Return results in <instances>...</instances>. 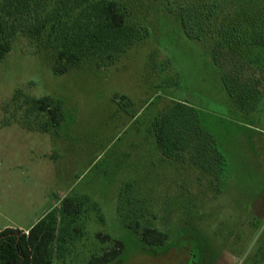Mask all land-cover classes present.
Masks as SVG:
<instances>
[{
  "label": "rangeland",
  "instance_id": "rangeland-1",
  "mask_svg": "<svg viewBox=\"0 0 264 264\" xmlns=\"http://www.w3.org/2000/svg\"><path fill=\"white\" fill-rule=\"evenodd\" d=\"M115 1L130 25L144 26L118 57L55 75L42 31L16 34L0 62V230H27L63 198L87 197L51 264H86L116 242L109 264H264V74L246 71L256 74L255 107L238 112L219 78V69L232 77L233 54L217 53V68L163 0ZM253 4L240 9L264 26V0ZM44 96L61 103L57 127L27 104ZM175 102L197 110L226 161L225 181L189 153L178 161L159 151L152 124ZM144 227L166 240L145 244L134 231Z\"/></svg>",
  "mask_w": 264,
  "mask_h": 264
},
{
  "label": "trees",
  "instance_id": "trees-1",
  "mask_svg": "<svg viewBox=\"0 0 264 264\" xmlns=\"http://www.w3.org/2000/svg\"><path fill=\"white\" fill-rule=\"evenodd\" d=\"M244 1L163 0L162 4L171 13H176L188 38L207 45L217 68V53L225 50L233 54L236 60L230 72L232 77L219 69V78L234 108L249 114L255 107L256 90L252 89L256 88L257 80L256 74L246 77L245 73H255L252 68L255 66L260 69V75L264 74V55L261 53L264 51V26H258L254 11L240 9ZM46 2L0 1V62L13 48L16 34L28 32L30 37L38 39L45 31L46 43L52 50V71L61 75L87 60L107 61L118 57L144 31L142 23H128V14L115 0H58L48 12L44 8ZM254 2L248 0L250 9H253ZM255 49L260 53L254 55ZM241 52L247 56L242 57ZM27 104L45 113L47 124L57 127L62 122L60 101L44 96L27 100ZM152 126L156 145L163 156L184 161L185 154L189 153L193 163L225 181L227 165L224 156L214 138L210 139L204 133L195 108L175 102L154 119ZM87 200V197L81 200L63 198L58 209L47 212L26 231L0 230V264H51L56 243L60 248L67 237L68 226L80 214ZM59 223L63 225L60 228ZM134 231L150 246L161 245L166 240L163 233L153 228ZM121 250V242H116L113 248L91 257L86 264H109Z\"/></svg>",
  "mask_w": 264,
  "mask_h": 264
},
{
  "label": "crops",
  "instance_id": "crops-1",
  "mask_svg": "<svg viewBox=\"0 0 264 264\" xmlns=\"http://www.w3.org/2000/svg\"><path fill=\"white\" fill-rule=\"evenodd\" d=\"M23 231H26V230H23Z\"/></svg>",
  "mask_w": 264,
  "mask_h": 264
}]
</instances>
